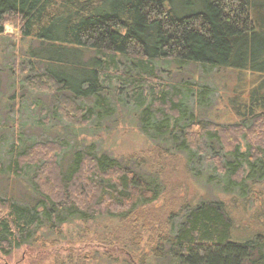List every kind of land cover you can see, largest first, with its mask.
<instances>
[{
  "label": "trees",
  "instance_id": "trees-1",
  "mask_svg": "<svg viewBox=\"0 0 264 264\" xmlns=\"http://www.w3.org/2000/svg\"><path fill=\"white\" fill-rule=\"evenodd\" d=\"M257 6L256 0H0V34L7 19H18L21 41L28 40L29 63L44 65L31 73L29 64L22 66V56L13 61L12 69L18 77L27 75L31 91L57 93L56 112L69 127L83 128L107 117L112 111L110 88L117 81L125 83L129 101L141 110L140 129L148 132L155 125L150 134L156 137L157 157L172 164L146 155L122 161L107 151L73 149L66 168L61 157L66 142L25 145L16 132L10 136V173L30 169L39 197L34 204H23L0 196V252L10 254L29 242L43 219L59 226L99 215L128 221L134 213L144 227L160 228L150 231L139 264H264V230L233 238L235 220L224 200L175 195L177 187L166 179L177 162L189 176L207 175L190 168L197 153L238 187L232 196H247V183L255 184L264 172L259 119L258 126L254 119L234 125L239 132L232 133L229 125L190 114L184 91L159 70L165 62L181 69L189 64H253L264 72V29L258 28ZM16 96L14 90L0 104L7 107ZM252 98L243 105L251 118L259 114L260 99L264 102V96ZM237 127L255 130L248 134ZM204 139H216L223 153L209 155L201 145ZM6 172L0 160V176ZM222 191L231 193L227 185Z\"/></svg>",
  "mask_w": 264,
  "mask_h": 264
},
{
  "label": "rangeland",
  "instance_id": "rangeland-1",
  "mask_svg": "<svg viewBox=\"0 0 264 264\" xmlns=\"http://www.w3.org/2000/svg\"><path fill=\"white\" fill-rule=\"evenodd\" d=\"M256 3L259 5L258 28L262 30L264 0H256ZM19 26L18 19H7L5 31L0 34V99L2 100V96L7 99L17 90L16 100H8L7 107L0 104V126L4 125L0 129V160L4 161L7 170L6 174L0 176V196L14 197L23 204H34L39 197L32 186L30 169H27L29 172L26 170L15 176L10 173L12 168L8 167L12 143L10 138L18 131L21 133V143L25 145L54 139L66 142V154L61 156L66 168L72 162L73 149L107 151L122 161H126L129 155H146L153 161L170 162L162 157L158 158L154 150V146H157L156 137L150 133L155 132V125L147 133L140 129L141 110L129 101L123 82L117 81L110 88L108 100L112 111L106 118L102 117L96 125L92 122L83 128L69 127L56 112L58 94L31 91L27 86V75L18 77L12 69V63L18 56H22V66L30 65L28 68L31 73L44 69V65L37 60L33 66L29 63L26 50L28 40L21 41ZM124 62L131 64L128 60ZM20 66L18 63L17 70ZM159 70L167 81L173 82L184 91L186 112H193L207 121L229 125L232 133L239 132H234V125L250 124L254 119L256 126L259 125V143H264L261 140L264 139V102L260 99L259 108L255 112L259 114L252 118L243 106L253 100L252 96H264V72L259 65L217 68L189 64L181 69L160 62ZM204 89L207 90L206 93L202 92ZM22 95L26 97L21 105L18 102ZM13 125H18L14 132ZM238 128H241L240 132L248 134L255 130V127L252 130ZM250 137L254 139L256 136ZM215 140L204 139L201 142L209 155L223 153L220 144ZM179 145L175 148L179 149ZM246 148L247 143L242 138L241 152ZM194 156V159L189 160L190 168H198L207 175L198 178L193 173L189 176L182 163H175L174 170H171L174 173H166V179L177 187L175 195L180 193L181 197L194 195L195 199L204 196L205 199L209 197L224 200L226 209L233 214L235 220L233 238L245 239L258 228L264 230V172L255 184L251 185V181H247L250 184L247 185L248 195L241 192L240 196H243L239 198L232 196L238 194V187L228 183L227 177L219 173L213 163L207 162L197 153ZM133 158L131 159L135 160ZM169 165L172 166L171 162ZM223 185H227L231 193H224ZM132 215L128 221L99 215L86 220L73 219L59 226L43 219L29 242L13 249L10 254L0 252V264H139V256L144 253V249L147 250L145 247L149 242L150 231L154 232L158 227L148 229L144 227L143 221L135 219L134 213Z\"/></svg>",
  "mask_w": 264,
  "mask_h": 264
}]
</instances>
